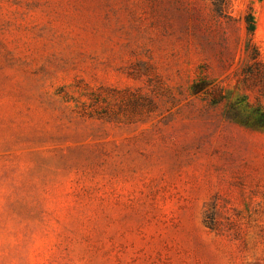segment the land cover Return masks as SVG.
<instances>
[{
  "label": "rangeland",
  "instance_id": "374dc122",
  "mask_svg": "<svg viewBox=\"0 0 264 264\" xmlns=\"http://www.w3.org/2000/svg\"><path fill=\"white\" fill-rule=\"evenodd\" d=\"M257 107L264 0H0V264H264Z\"/></svg>",
  "mask_w": 264,
  "mask_h": 264
},
{
  "label": "trees",
  "instance_id": "16d2710c",
  "mask_svg": "<svg viewBox=\"0 0 264 264\" xmlns=\"http://www.w3.org/2000/svg\"><path fill=\"white\" fill-rule=\"evenodd\" d=\"M216 6L219 7L220 4L216 3ZM247 21H248L247 32L250 35L249 43L251 44L252 37H253V34L255 32V23L252 19L251 14H249ZM252 44L255 45L253 42H252ZM255 53H256L255 57L256 58L259 57L260 53H259L258 49H256ZM255 111H256L255 116L247 118V119L245 118L244 120H242V122H244V124H246V125H250V126L256 128V129L264 130V110H262V108H260V107H257Z\"/></svg>",
  "mask_w": 264,
  "mask_h": 264
}]
</instances>
